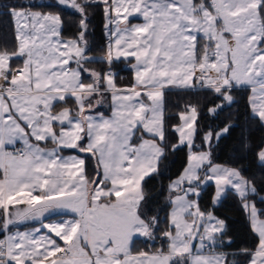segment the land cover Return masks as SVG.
I'll return each instance as SVG.
<instances>
[{"label":"snow or ice","instance_id":"obj_1","mask_svg":"<svg viewBox=\"0 0 264 264\" xmlns=\"http://www.w3.org/2000/svg\"><path fill=\"white\" fill-rule=\"evenodd\" d=\"M94 6L107 37L100 55L89 41ZM0 9L13 26L0 44V264H237L221 250L225 220L201 207L208 185L213 206L237 198L256 236L240 253L264 264L255 178L213 159L232 123L202 128L200 107L187 103L170 140L166 115L172 90L210 93L212 116L239 92L248 122L264 129V0H10ZM64 9L78 16L70 37ZM118 63L131 70L127 83ZM180 149L186 164L169 180L162 219L146 207L144 184ZM241 150L264 169V138H242Z\"/></svg>","mask_w":264,"mask_h":264},{"label":"trees","instance_id":"obj_2","mask_svg":"<svg viewBox=\"0 0 264 264\" xmlns=\"http://www.w3.org/2000/svg\"><path fill=\"white\" fill-rule=\"evenodd\" d=\"M40 0H31L32 3L39 4ZM48 3H54L53 0H47ZM10 0H0V3H8ZM27 2V0H25ZM91 23L89 41L92 46L93 55H100L103 46L107 39L104 35V16L102 7H92L88 9ZM62 16L65 20L64 35L72 36L76 31V23L78 16L71 9H64ZM13 39V26L11 18L5 14L4 9H0V44L11 42ZM124 63H118L116 70L119 77H123V83H127L131 79V71L121 70ZM97 67L101 65L96 64ZM167 113L170 117L167 124L169 126V139H173L170 134V125L176 123L175 114L183 108L187 103L197 104L200 107V125L202 128L208 126L214 128L223 127L226 123L231 122L233 127L229 133L220 139L218 144L214 145L213 159L216 163L224 165H235L245 169L244 174L249 178H255L258 187V196L256 197L259 207H264L260 204V197L264 196V169L250 156H245L241 150L242 138L250 137L253 141L264 138V129H261L255 124L248 122V110L245 104L242 93H237L238 103L226 107L219 112L217 116H212L207 109L211 106L214 97L205 91L182 92L179 90L169 91L167 93ZM199 143V141H197ZM91 163V162H90ZM186 164V149H180L175 153H169L167 158L162 163V175H153L146 178L144 188L147 193L149 204L146 207L153 209V213H159L160 217L166 214L165 197L167 196V185L170 179H174L180 174ZM91 172V168L89 169ZM214 193L213 185H208L202 192L200 203L201 207L206 210H211L216 216L224 219L227 225L226 235L224 237L223 251L230 254L229 258L234 259L237 264H246V258L240 253L241 249L253 248L256 243V236L252 232L248 222V218L244 210L241 208L237 198L229 193L219 205L213 206L211 196ZM165 208V211H160ZM31 226H23L25 229ZM161 227H164L161 224ZM231 239V244H228V239ZM160 241L156 242L159 247ZM138 248H144V243H137Z\"/></svg>","mask_w":264,"mask_h":264},{"label":"crops","instance_id":"obj_3","mask_svg":"<svg viewBox=\"0 0 264 264\" xmlns=\"http://www.w3.org/2000/svg\"><path fill=\"white\" fill-rule=\"evenodd\" d=\"M105 37H106V36H105ZM106 39H107V37H106ZM127 70L131 71L129 68H128ZM101 110H102V111H105L106 114H107V111H108V110H107L106 108H102ZM65 154H68V153L66 152ZM60 218H62V215H61V214H55V215L49 217V220H57V219H60ZM31 225H32L33 227L39 226V222H38V221H34V222H30L29 224H26V225H20L19 227H23V226H31ZM28 228H31V227H28ZM25 229H27V228H25ZM25 229H21V230H25Z\"/></svg>","mask_w":264,"mask_h":264},{"label":"rangeland","instance_id":"obj_4","mask_svg":"<svg viewBox=\"0 0 264 264\" xmlns=\"http://www.w3.org/2000/svg\"><path fill=\"white\" fill-rule=\"evenodd\" d=\"M53 2H55V0H53ZM38 3L39 4H44V3H48V1L47 0H40V1H38ZM105 22V21H104ZM103 31H104V35L106 36V34H105V29L103 28ZM92 67H97L96 66V64H94V65H91ZM124 66H126L125 64H123L122 66H121V69H123V70H125L124 69ZM117 71V70H116ZM172 91H175V90H172ZM187 151V150H186ZM214 187V186H213ZM248 218V217H247ZM249 222V221H248ZM250 225V224H249Z\"/></svg>","mask_w":264,"mask_h":264},{"label":"built area","instance_id":"obj_5","mask_svg":"<svg viewBox=\"0 0 264 264\" xmlns=\"http://www.w3.org/2000/svg\"><path fill=\"white\" fill-rule=\"evenodd\" d=\"M124 69H125V70H127V69H128L127 65H126V66H124Z\"/></svg>","mask_w":264,"mask_h":264}]
</instances>
